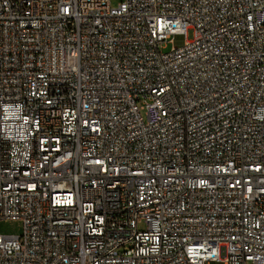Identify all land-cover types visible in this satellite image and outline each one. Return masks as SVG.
Listing matches in <instances>:
<instances>
[{
  "label": "built area",
  "instance_id": "1",
  "mask_svg": "<svg viewBox=\"0 0 264 264\" xmlns=\"http://www.w3.org/2000/svg\"><path fill=\"white\" fill-rule=\"evenodd\" d=\"M0 219V264H264V0H0Z\"/></svg>",
  "mask_w": 264,
  "mask_h": 264
},
{
  "label": "rangeland",
  "instance_id": "2",
  "mask_svg": "<svg viewBox=\"0 0 264 264\" xmlns=\"http://www.w3.org/2000/svg\"><path fill=\"white\" fill-rule=\"evenodd\" d=\"M120 0H112V3L116 5ZM184 36L176 35L173 38V42H168L163 51L168 52L172 50L173 46H182L184 44ZM144 228V225H141ZM23 231V222L20 220L12 219H0V234L2 235H20Z\"/></svg>",
  "mask_w": 264,
  "mask_h": 264
}]
</instances>
